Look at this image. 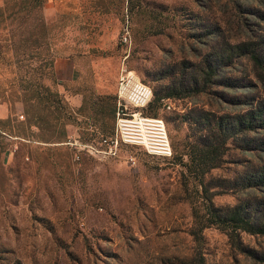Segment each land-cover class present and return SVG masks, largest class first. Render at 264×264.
I'll return each instance as SVG.
<instances>
[{"label":"rangeland","instance_id":"rangeland-1","mask_svg":"<svg viewBox=\"0 0 264 264\" xmlns=\"http://www.w3.org/2000/svg\"><path fill=\"white\" fill-rule=\"evenodd\" d=\"M247 41L264 53V0H0V264H193L198 252L202 264H264L231 247L215 225L194 249L188 228L199 185L182 164L198 131L187 118L195 109L233 113L249 104L242 101L264 103V68L249 57L220 60L203 89L153 102L167 157L135 145L76 160L70 146L31 134L34 125L17 132L26 91L51 86L72 112L66 134L97 136L106 129L91 111L74 109L83 93L114 94L122 68L153 92L224 54L226 43ZM259 140L264 147L262 128L227 139L203 175L214 204L236 201L240 191L227 180L264 161ZM240 237L264 253V235Z\"/></svg>","mask_w":264,"mask_h":264},{"label":"trees","instance_id":"trees-1","mask_svg":"<svg viewBox=\"0 0 264 264\" xmlns=\"http://www.w3.org/2000/svg\"><path fill=\"white\" fill-rule=\"evenodd\" d=\"M223 51H225L224 54L213 57V59L204 58V64L201 67L195 66L189 69V74H186L185 80H182L180 75L175 80L165 81L160 90L154 89L153 92L151 91L152 97L150 96L146 105L140 108L141 112L154 116L155 106L153 102L155 100L161 98V100L166 101L169 100L168 97L170 96L203 89L204 82H211L212 77L218 72V65L226 63L225 61L220 62V60H231V57L245 55L256 66L264 68V53L260 54L256 46L248 41L226 43ZM222 82L225 84V79ZM22 102L25 117L19 128L22 131L17 132L25 134L22 123L27 127L34 125L36 130L30 131L31 134L40 140L55 138L51 141L63 144L67 148L70 146L73 155L75 148L64 142L68 135L65 132V120H71L73 116L71 109L62 100L58 91L49 85L44 87L43 93H37L36 90L26 91ZM242 102H248L249 104L239 112L213 114L206 113L202 109H195L192 115L187 117L198 131L194 134L189 146L190 149L185 152L187 160L182 164L185 166L186 171L188 173L192 172L196 178L199 187L195 188V192L200 197V200H192L190 206L192 222L188 228V233L194 242V249L198 250L201 248L203 239L202 229L208 225H215L224 231L231 247L264 260V253H256L253 249L244 245L240 237L241 231L264 235V161L245 167L236 176L227 180L229 181V187L234 186L240 191V195L232 204H214L211 197L216 191L209 189L207 182L203 180L205 172L219 164L228 138L237 136L244 131L257 128L264 129V103L258 100L252 104L251 99ZM166 105L168 104L166 103ZM117 109L116 93H83L81 102L74 111L89 113L90 110L92 120L96 121L98 126L102 130L106 129V131L90 137H84L77 132L74 137L84 143H95L102 135L113 130ZM143 109H147L146 112ZM259 141V145L256 147L264 151V147L261 145L263 143L261 140ZM123 146L135 145L122 144L119 153ZM80 153L81 155L95 157L84 150H80ZM194 254H197V259H194L192 263L202 264L201 252Z\"/></svg>","mask_w":264,"mask_h":264},{"label":"built area","instance_id":"built-area-1","mask_svg":"<svg viewBox=\"0 0 264 264\" xmlns=\"http://www.w3.org/2000/svg\"><path fill=\"white\" fill-rule=\"evenodd\" d=\"M129 40L128 28L124 26L120 41L125 44ZM115 93L118 109L113 130L102 135L95 143H84L68 135L64 142L75 148L73 158L79 159L80 150L95 157L118 156L122 144L141 146L155 155H170L162 119L144 114L140 109L150 99V86L140 80L132 69L122 68L117 76ZM129 107L132 109L129 110ZM128 159L130 162L135 160L131 155Z\"/></svg>","mask_w":264,"mask_h":264}]
</instances>
